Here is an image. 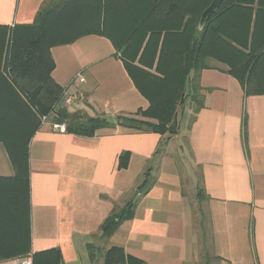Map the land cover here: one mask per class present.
Here are the masks:
<instances>
[{"label":"crops","instance_id":"1","mask_svg":"<svg viewBox=\"0 0 264 264\" xmlns=\"http://www.w3.org/2000/svg\"><path fill=\"white\" fill-rule=\"evenodd\" d=\"M46 1L0 0V26L32 24ZM51 55L54 82L75 96L59 107L92 118L148 108L108 39L86 36ZM211 66L191 73L197 101L180 107L170 140L41 126L29 146L32 253L59 248L63 264H103L104 251L119 247L142 264H264V95L246 96L226 66ZM124 152L131 157L119 169ZM0 174H15L3 145ZM130 203L132 218L103 238V223Z\"/></svg>","mask_w":264,"mask_h":264},{"label":"trees","instance_id":"2","mask_svg":"<svg viewBox=\"0 0 264 264\" xmlns=\"http://www.w3.org/2000/svg\"><path fill=\"white\" fill-rule=\"evenodd\" d=\"M211 2L47 0L32 24L0 26V145L15 172L12 177L0 174V262L30 255L33 264H63L59 248L37 253L31 249L29 146L43 118L66 124L68 134L81 137L122 127L170 140L178 134L180 107L192 95L197 99L191 95V81L212 62L226 66L246 96L264 95V0H223L200 27ZM86 36L104 37L113 44L149 102L147 109L132 116L92 118L59 107L67 89L52 78L51 50ZM130 157V152L119 157V169L128 167ZM134 205L103 223V238L132 218ZM103 264L142 261L112 247L104 251Z\"/></svg>","mask_w":264,"mask_h":264},{"label":"built area","instance_id":"3","mask_svg":"<svg viewBox=\"0 0 264 264\" xmlns=\"http://www.w3.org/2000/svg\"><path fill=\"white\" fill-rule=\"evenodd\" d=\"M74 81H79L81 83H84L85 79H84L82 74H78L76 76V78L74 79ZM65 98H66V103L67 104H72L75 101V96L74 95L65 94ZM42 121H43V124H44V123L47 122V119L43 118ZM50 126H51V129H52V131L54 133H59V134H66L67 133L66 124L51 123ZM19 264H33L32 257L29 255V256H25L23 258H20L19 259Z\"/></svg>","mask_w":264,"mask_h":264},{"label":"water","instance_id":"4","mask_svg":"<svg viewBox=\"0 0 264 264\" xmlns=\"http://www.w3.org/2000/svg\"><path fill=\"white\" fill-rule=\"evenodd\" d=\"M222 2L223 0H212L210 6L203 12L201 16L200 27H203L208 19L219 10Z\"/></svg>","mask_w":264,"mask_h":264},{"label":"rangeland","instance_id":"5","mask_svg":"<svg viewBox=\"0 0 264 264\" xmlns=\"http://www.w3.org/2000/svg\"><path fill=\"white\" fill-rule=\"evenodd\" d=\"M136 194H137V193H136ZM95 242H96V241H95ZM97 242H98V241H97ZM97 242H96V243H97ZM96 246H98L99 248H101V245H98V244H97ZM98 247H97V248H98ZM95 251H96L97 255L99 256L98 251H97V250H95Z\"/></svg>","mask_w":264,"mask_h":264}]
</instances>
